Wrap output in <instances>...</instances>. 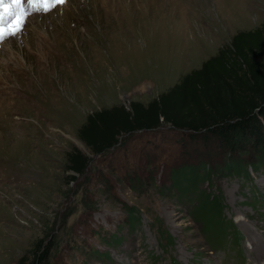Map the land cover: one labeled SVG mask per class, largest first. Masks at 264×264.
Returning <instances> with one entry per match:
<instances>
[{
	"label": "rangeland",
	"instance_id": "374dc122",
	"mask_svg": "<svg viewBox=\"0 0 264 264\" xmlns=\"http://www.w3.org/2000/svg\"><path fill=\"white\" fill-rule=\"evenodd\" d=\"M263 21L264 0H67L29 16L0 44V264L46 237L52 264H264V167L212 172L226 149L169 125L99 156L77 137L87 114L151 101ZM73 147L91 158L75 180ZM201 163L211 175L199 187L222 197L237 231L216 245L171 184L172 169ZM110 234L115 245L100 239Z\"/></svg>",
	"mask_w": 264,
	"mask_h": 264
},
{
	"label": "trees",
	"instance_id": "16d2710c",
	"mask_svg": "<svg viewBox=\"0 0 264 264\" xmlns=\"http://www.w3.org/2000/svg\"><path fill=\"white\" fill-rule=\"evenodd\" d=\"M162 125L185 131L190 137L217 140L227 152L223 165L212 172L248 176V167H264V21L252 30L236 32L199 68L187 72L151 101H131L128 107L118 103L87 114L77 137L90 155L99 156L122 137ZM65 161L68 178L75 180L85 173L91 158L73 147ZM210 175L206 163L183 165L172 169L171 184L182 197L196 201L192 217L200 223L204 237L216 245L235 238L237 231L223 216L222 197L199 187L204 181L210 183ZM139 219L138 210H133L127 221L134 225ZM161 232L164 240L169 237ZM46 238L38 240L16 264H52L54 245L47 244ZM100 239L115 245L120 237L110 234ZM94 255L98 251H93Z\"/></svg>",
	"mask_w": 264,
	"mask_h": 264
},
{
	"label": "snow or ice",
	"instance_id": "6c2138e0",
	"mask_svg": "<svg viewBox=\"0 0 264 264\" xmlns=\"http://www.w3.org/2000/svg\"><path fill=\"white\" fill-rule=\"evenodd\" d=\"M67 0H0V44L18 36L29 16L36 12H50Z\"/></svg>",
	"mask_w": 264,
	"mask_h": 264
}]
</instances>
